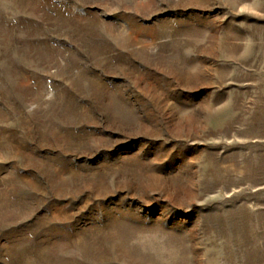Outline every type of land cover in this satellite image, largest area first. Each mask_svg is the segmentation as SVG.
I'll return each mask as SVG.
<instances>
[{"label":"rangeland","instance_id":"obj_1","mask_svg":"<svg viewBox=\"0 0 264 264\" xmlns=\"http://www.w3.org/2000/svg\"><path fill=\"white\" fill-rule=\"evenodd\" d=\"M0 264H264V0H0Z\"/></svg>","mask_w":264,"mask_h":264}]
</instances>
